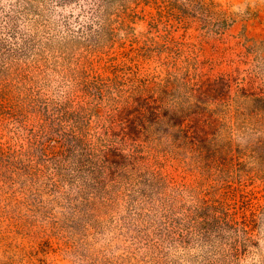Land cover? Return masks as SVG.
Returning a JSON list of instances; mask_svg holds the SVG:
<instances>
[{"label":"rangeland","instance_id":"rangeland-1","mask_svg":"<svg viewBox=\"0 0 264 264\" xmlns=\"http://www.w3.org/2000/svg\"><path fill=\"white\" fill-rule=\"evenodd\" d=\"M0 264H264V0H0Z\"/></svg>","mask_w":264,"mask_h":264}]
</instances>
